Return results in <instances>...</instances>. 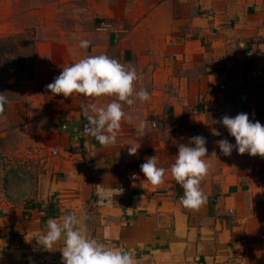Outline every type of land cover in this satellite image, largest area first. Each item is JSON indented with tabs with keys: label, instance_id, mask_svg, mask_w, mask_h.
Listing matches in <instances>:
<instances>
[{
	"label": "crops",
	"instance_id": "crops-1",
	"mask_svg": "<svg viewBox=\"0 0 264 264\" xmlns=\"http://www.w3.org/2000/svg\"><path fill=\"white\" fill-rule=\"evenodd\" d=\"M14 9L17 17L0 16V38L22 35L24 48L32 33L34 65L28 78L0 79L9 101L0 162L40 161L49 183L18 207L3 192L0 165V264H62L59 249L32 238L71 211L90 236L131 252L137 264H264V158L223 155L217 141L235 138L215 123L243 112L264 125V0H34ZM99 54L135 66L150 93L143 104L124 105L133 120L107 148L81 135V105L113 98L65 99L46 87L62 67ZM139 119L149 127L138 138ZM198 135L207 140L210 168L200 185L207 200L190 210L170 172L154 187L140 165L155 155L170 168L178 144ZM135 143L141 147L130 156L127 144Z\"/></svg>",
	"mask_w": 264,
	"mask_h": 264
},
{
	"label": "clouds",
	"instance_id": "clouds-1",
	"mask_svg": "<svg viewBox=\"0 0 264 264\" xmlns=\"http://www.w3.org/2000/svg\"><path fill=\"white\" fill-rule=\"evenodd\" d=\"M90 44V40L79 41L81 49H88ZM46 87L53 95H62L65 99L73 98L74 95L93 100L100 97L113 98L105 106H98L96 103L81 105L87 120L81 135L94 138L105 148L116 144L122 122L131 123L133 120V112H126L124 105L131 109L137 103L143 104L150 100V93L143 86V76L135 66L122 64L107 54L85 56L62 67L61 73ZM8 102L5 93H0V115ZM215 123L222 124L229 135L235 138V144L227 139L217 141L223 155L231 156L235 150L239 155L247 153L252 157L264 158V125L259 121L253 122L247 113L241 112L235 117L224 115ZM148 127L147 120L139 119L136 127L138 138L142 137L141 134ZM214 134L219 135L218 132ZM206 143L203 136L190 137L187 144H178V152L170 168L159 166V159L154 155L145 159L140 165V171L154 187L164 184L165 176L170 172L184 190L181 204L186 209L199 210L207 200L200 187L210 168L206 160ZM127 145L130 146L128 154L136 156L140 143ZM74 147H79V144ZM132 179H137L136 174H132ZM121 194L122 191L116 196ZM32 239L46 251L59 249L62 264H137L131 252L111 247L90 236L83 217L75 211L63 215L59 221L49 218L46 229L35 232ZM31 240L26 239V242Z\"/></svg>",
	"mask_w": 264,
	"mask_h": 264
},
{
	"label": "rangeland",
	"instance_id": "rangeland-1",
	"mask_svg": "<svg viewBox=\"0 0 264 264\" xmlns=\"http://www.w3.org/2000/svg\"><path fill=\"white\" fill-rule=\"evenodd\" d=\"M5 0L3 3L0 0V7L3 6L0 16L4 13L9 12V15H12L14 12L15 16H10V19L17 17V9H14L17 5L23 6L27 9L34 5V0ZM25 40L27 44L22 46L23 38L10 35L7 37L0 38V66L4 65L3 73L7 70L11 76H4L0 74L1 78H14L21 79L24 75L25 78L31 76L33 72V54L35 53V46L31 43L32 33L25 35ZM19 40V44H18ZM24 49V50H23ZM25 61V69H23V62ZM25 73V74H24ZM1 169L4 171L2 175V189L4 194L15 201L18 204V207H25L29 205L30 202L34 201L40 193L43 194L45 187L48 186L49 177L46 174V171L43 168V165L39 162L34 164V161L30 159L26 160L25 163H18L17 161H3L0 162ZM26 201V204L23 202Z\"/></svg>",
	"mask_w": 264,
	"mask_h": 264
}]
</instances>
